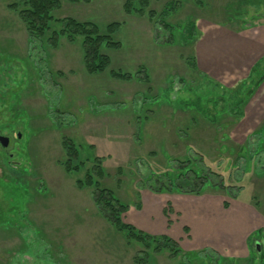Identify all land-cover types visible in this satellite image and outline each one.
<instances>
[{
  "label": "rangeland",
  "instance_id": "1",
  "mask_svg": "<svg viewBox=\"0 0 264 264\" xmlns=\"http://www.w3.org/2000/svg\"><path fill=\"white\" fill-rule=\"evenodd\" d=\"M9 1L0 0V132L11 138L5 155L10 154L16 171L24 170L20 177L28 193L24 195L9 183L6 176H12L13 167L0 161V264H134L133 256L143 252L141 246L127 243L99 215L91 188L75 183L92 166V155L99 157L105 172L101 184L129 204L125 221L132 218L137 228L161 234L153 232L161 226L160 207L166 211L168 223L177 222L171 227L175 229L173 237L162 233L179 237L181 256L170 259L167 252H161L146 264H178L181 259L185 264H201V257L182 254L202 256L204 247L210 248L211 255L248 264L253 251L249 236L261 229L259 237L251 236V248L264 244V174H260L264 151L256 155L252 168L242 155L253 150L254 140L243 150L239 147L264 123V80L247 98L242 117L233 119L222 109H229L231 93L248 75L241 79L238 70L220 78L214 77L216 73H204L197 62V49L209 36L223 33L220 36L226 45L256 40L263 50L264 0L260 5L246 0H202L201 5L195 0H149L148 8L140 14L126 13L124 0H59L61 6L52 11L54 17L93 21L101 30L108 22L122 23L113 35L120 47L100 48L110 57L108 69L94 74L83 67L79 38L69 42L58 37L55 46L41 39L31 47L25 25L6 7ZM170 1L176 2L174 9L161 17ZM148 9L155 11L154 19L147 15ZM188 19L194 21L199 37L185 43L177 30L174 42L166 41L170 31L162 22L177 26ZM237 23L246 27L238 29ZM231 58L225 56L224 60ZM188 61L195 62V70ZM139 66L147 70L149 82L122 81L108 74L109 69L134 74ZM258 75L254 73L252 79ZM196 91L205 98L209 116L217 110L223 112L217 125L192 107L178 105V101L194 100ZM185 130L189 135L186 140ZM62 135L80 147L84 165L79 172H66L59 163L64 158ZM189 146L202 152L214 170L223 173L226 183L233 188L242 184L237 198L210 188L201 195L149 189L144 180L147 173L166 168L172 164L170 157H183ZM2 151L0 147V156ZM198 205L205 212L192 217ZM232 208L249 212L239 233L229 237L223 232L217 240L211 238L215 231L220 232L213 227L218 222L213 212ZM182 219L195 225L194 234L203 222L200 229L208 233L213 246L190 239ZM224 241L233 245L223 247Z\"/></svg>",
  "mask_w": 264,
  "mask_h": 264
},
{
  "label": "trees",
  "instance_id": "2",
  "mask_svg": "<svg viewBox=\"0 0 264 264\" xmlns=\"http://www.w3.org/2000/svg\"><path fill=\"white\" fill-rule=\"evenodd\" d=\"M68 1L75 2L77 0ZM195 1L198 5H201L202 0ZM246 1L252 4L255 3V5H260L262 3L261 0ZM175 4V1L167 2L165 7L161 10V17H164L168 11L173 10ZM60 6L59 0H11L6 4L8 9L17 13L20 20L25 25L27 39L31 47L37 46V41L41 39H45L47 43H50V46H55L58 37H64L69 42H75L79 38L82 51V64L86 72L90 74L105 72L110 65V57L106 53H103L100 48L102 46L110 49H118L120 47V41L113 38V35L117 32L122 23L111 21L106 23L103 30H101L99 25L93 21L78 20L72 16L54 17L52 11L60 8ZM148 6L149 0H124L122 4L123 10L129 14H140L147 9ZM228 9L230 8L228 7ZM146 12L150 19H154L156 16L155 11L152 9H148ZM238 13H240V11ZM237 18L241 19V17ZM162 26L170 31V37L166 41L172 43L175 40V32L177 30L179 31L180 41L185 43H193L200 35L194 21L190 19L186 20L184 24H178L177 26L163 21ZM245 27L246 25L241 23L238 24V29H244ZM188 63L189 67L195 70V62L188 61ZM254 73H259L256 79H252ZM108 74L111 78L122 81H130L134 78L143 82H149L150 80L149 74L143 66H139L134 74L120 69H109ZM247 79H249V81L246 82ZM263 80L264 55L252 65L247 78L241 81L231 93L233 97L230 98L229 109L227 106L222 109L225 114L236 120L241 118L247 98ZM197 92L198 91L195 92L196 96L194 100H189L187 102L178 101V105H181L182 108L188 106L192 107L201 117L217 125L219 123L218 118L219 116L222 117L223 112L217 110L214 114L209 116V110L205 108V104L203 103L205 98H203V95L197 94ZM226 105H228V103ZM195 118V116L192 118L191 125L195 123ZM184 132L187 135H184L186 140V137H189V135L186 130ZM253 140L255 143L253 150L248 149L246 150L247 155H242L245 163H248L247 165L249 166L251 165L252 168L255 158L258 160L256 155L264 151V123L246 136L245 143L243 146L240 145L239 149L243 150L248 147L249 143ZM60 143L64 153V158L59 161L60 165L66 172H79V169L84 165V160L80 158L81 153L79 145L65 135L61 136ZM187 148V152L183 157H170V160H168L169 162L171 161L172 164L168 163L166 168L162 170H152L147 173L144 180L147 181L146 184L149 189L158 193L160 191H175L182 194L201 195L210 188L222 192L230 198H237V192L242 188V184L235 185V188H233L232 185L226 183L223 173L214 170L210 163L205 160L202 152L190 146ZM5 154L6 152L3 150L0 161L10 166V156H6ZM85 160H90V158H86ZM91 160L92 166L85 169L83 177L76 178L75 183L77 187L91 188L92 200L99 215L103 217L117 233L121 234L127 243L134 242L141 246L143 252L133 256L134 264L152 263L153 255L161 252H167V256L170 259L176 258V256L180 257V252L183 248L177 239L165 233L151 234L137 228L131 222L124 220L123 217L129 209V204L122 201L111 188L101 184L100 179L105 175L100 162L101 160L95 155L91 156ZM10 167L13 166L11 165ZM10 170H13L11 172L12 176L9 174V176H6L9 183L11 182L16 188L21 189L22 193L26 195L28 189L24 186L25 182H22L24 181L23 178L20 177V175L24 173V170L16 171L14 167L10 168ZM246 171L245 167V170L243 169V174ZM260 174H264V166L260 169ZM17 179L19 181H15ZM239 180L238 178L236 181ZM223 204L227 206L226 202ZM255 205L257 204L255 203ZM136 206L139 207V204H136ZM1 212L3 213V210ZM183 228L187 231L185 226ZM261 231V229H258L254 231L252 235L259 237ZM252 235L249 236L248 240L250 242L251 251L253 249L252 253L250 251L251 255L248 258V264H264V244L261 245L260 248H257L255 242L256 246L254 245V248H251ZM257 239L258 238H255V240ZM208 249L210 248L204 247L201 251L202 256L193 252H187L182 255L201 257L202 260L204 259L201 261V264H241L237 258L222 257L217 253H215L216 255H211L208 253ZM256 255L259 256L261 260L256 258ZM257 259L260 261H257ZM178 264H185V262L181 259Z\"/></svg>",
  "mask_w": 264,
  "mask_h": 264
},
{
  "label": "crops",
  "instance_id": "3",
  "mask_svg": "<svg viewBox=\"0 0 264 264\" xmlns=\"http://www.w3.org/2000/svg\"><path fill=\"white\" fill-rule=\"evenodd\" d=\"M204 34V32H203ZM224 36L223 33H216L211 36H209L200 48L197 49V62L200 65V68L204 71V73L207 74H213L216 73L214 77H222L224 74L227 73H233L234 71L238 70L239 73H241V76L239 78H244L249 74L250 68L252 65L264 54V49L262 50L261 44L256 40H251V43L241 42L237 41V44H228L226 45L225 42L223 41V38L221 36ZM260 44V45H258ZM225 56H230L232 57L230 61H225L224 57ZM197 63V64H198ZM198 66V65H197ZM214 68V69H209V68ZM216 67V68H215ZM212 75V76H213ZM224 77V76H223ZM189 199V198H187ZM191 200V199H190ZM235 205V203H234ZM233 205V206H234ZM237 205V204H236ZM235 205V206H236ZM198 207L197 209L194 210V212L191 214L192 217H200V214H204V207L202 208L200 205L196 206ZM201 207V210L199 209ZM239 208V206H237ZM235 208L230 209L229 211L221 212L216 210V212H213V216L217 218L218 222H216V225L213 227L218 228V234L215 231V235L212 236L211 238L214 237L215 240L221 235L223 232H228L229 237L236 236V233H239V228L244 221L243 219H248V210L245 208L243 210H239ZM160 210V213L162 215L161 218V226L159 230L153 231L155 233H162L166 232L168 234H171L173 237V234H175V229L171 228L175 223H168L167 222V217L166 213L162 208H157V211ZM146 211V210H145ZM181 211V208L179 209V212ZM209 212V210H206ZM150 214V211L148 212ZM181 213V212H180ZM210 213V212H209ZM211 214V213H210ZM151 216L154 217V210L153 214ZM166 217V218H165ZM250 218V217H249ZM132 218H130L129 222L131 221ZM173 220V219H171ZM183 225L187 228L188 230V235L190 239L192 238L193 241H196L197 244H203L207 246H213V242L209 244V240L211 239L208 237V233L204 234V230L200 229V225L203 224V222L199 223L196 228V233L195 230L193 229V226L195 225H190L186 220H183ZM190 221V220H188ZM185 223V224H184ZM182 225V226H183ZM183 226V227H184ZM222 226V227H221ZM173 229L174 233L171 231ZM183 229V228H182ZM164 230V231H163ZM184 230V229H183ZM148 232V231H147ZM239 235V234H238ZM178 241L180 240L179 237L175 238ZM205 241V242H203ZM208 241V242H206ZM217 243V242H216ZM222 243V241L218 242ZM226 245L223 247H227L228 245L232 246L233 244H230L228 242ZM215 246V244H214Z\"/></svg>",
  "mask_w": 264,
  "mask_h": 264
},
{
  "label": "water",
  "instance_id": "4",
  "mask_svg": "<svg viewBox=\"0 0 264 264\" xmlns=\"http://www.w3.org/2000/svg\"><path fill=\"white\" fill-rule=\"evenodd\" d=\"M19 135H20V134L17 133V136H19ZM7 142H8V137L5 136V135L0 134V145H1L2 147H5V146L7 145Z\"/></svg>",
  "mask_w": 264,
  "mask_h": 264
},
{
  "label": "flooded vegetation",
  "instance_id": "5",
  "mask_svg": "<svg viewBox=\"0 0 264 264\" xmlns=\"http://www.w3.org/2000/svg\"><path fill=\"white\" fill-rule=\"evenodd\" d=\"M17 133H18V132H17ZM0 134H2V133L0 132ZM2 135H5V136L8 137L7 145H6L5 147H2V146L0 145L1 149L3 148V150L5 151V148L8 147L11 138H10L9 135H6V134H2ZM16 137H19V136H17V134H16ZM5 152H6V151H5ZM8 155L10 156V154H8Z\"/></svg>",
  "mask_w": 264,
  "mask_h": 264
}]
</instances>
